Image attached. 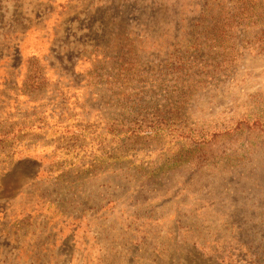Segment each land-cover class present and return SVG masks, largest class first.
I'll list each match as a JSON object with an SVG mask.
<instances>
[{
    "label": "rangeland",
    "instance_id": "rangeland-1",
    "mask_svg": "<svg viewBox=\"0 0 264 264\" xmlns=\"http://www.w3.org/2000/svg\"><path fill=\"white\" fill-rule=\"evenodd\" d=\"M0 264H264V0H0Z\"/></svg>",
    "mask_w": 264,
    "mask_h": 264
}]
</instances>
